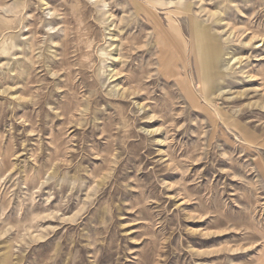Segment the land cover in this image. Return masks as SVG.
Instances as JSON below:
<instances>
[{"label": "rangeland", "instance_id": "rangeland-1", "mask_svg": "<svg viewBox=\"0 0 264 264\" xmlns=\"http://www.w3.org/2000/svg\"><path fill=\"white\" fill-rule=\"evenodd\" d=\"M0 264H264V0H0Z\"/></svg>", "mask_w": 264, "mask_h": 264}, {"label": "bare ground", "instance_id": "bare-ground-1", "mask_svg": "<svg viewBox=\"0 0 264 264\" xmlns=\"http://www.w3.org/2000/svg\"><path fill=\"white\" fill-rule=\"evenodd\" d=\"M172 32H173V35H172ZM164 34L166 36H168L173 41L175 38L178 47L183 48L184 40H183L181 33L179 32L177 25H174L171 30L164 31ZM190 35H191L190 50L196 51L197 49L200 48V52L204 57V63H205L204 66H205L206 74L207 75L213 74V76H211L208 79V84H209L208 88H210V87L214 88L216 84H214L215 81H214L213 77H214L215 71L216 72L218 71V66L222 60V49L220 47V44H219V42H217V40L216 41L212 40V38L210 37V34L208 32H205V31L199 29V27H191ZM200 71L203 72V75H204V71L202 70V68H200ZM201 72H199V74H200L199 75L200 76L199 81H200V87H202V90L200 89L199 92L203 93L204 80H203V75ZM188 96L190 98H193L195 96L194 92L192 90H190V88L188 89Z\"/></svg>", "mask_w": 264, "mask_h": 264}]
</instances>
